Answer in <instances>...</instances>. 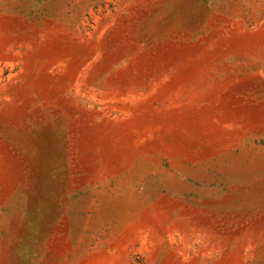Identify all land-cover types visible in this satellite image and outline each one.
<instances>
[{
  "label": "rangeland",
  "instance_id": "rangeland-1",
  "mask_svg": "<svg viewBox=\"0 0 264 264\" xmlns=\"http://www.w3.org/2000/svg\"><path fill=\"white\" fill-rule=\"evenodd\" d=\"M0 264H264V0H0Z\"/></svg>",
  "mask_w": 264,
  "mask_h": 264
}]
</instances>
